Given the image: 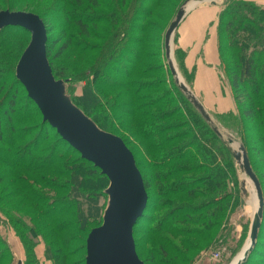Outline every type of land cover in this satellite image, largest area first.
<instances>
[{
  "label": "rangeland",
  "instance_id": "374dc122",
  "mask_svg": "<svg viewBox=\"0 0 264 264\" xmlns=\"http://www.w3.org/2000/svg\"><path fill=\"white\" fill-rule=\"evenodd\" d=\"M214 1L220 11L226 6L227 2H231L230 7L237 3L234 0ZM243 1L251 2V0ZM190 2H195L189 8L190 10L200 5H211L209 0L201 3H196L193 0H160L155 15L148 19L152 26L149 27L148 25L146 27L144 25L146 20L141 23V26L147 29L144 44L134 43V46L137 49L142 48L145 52L144 61L147 66L151 67L152 63L155 66L152 68L154 74L150 78L154 81L160 79L163 96L165 95L166 99L171 102L167 108L165 106L167 110H164L163 113L170 114L175 110L177 117L175 119L176 122L173 123L177 126H183L178 131L193 133L199 144L208 147L205 138L208 139L206 129L209 128L205 129L196 112L186 103L184 94L174 87L173 78L169 76L164 57L163 38L165 30L174 19L178 8ZM81 3V5H77L75 0H0V11L27 12L44 19L50 37L48 59L55 78L63 81L65 94L77 107L82 108L77 101L78 97L84 87L91 86L100 95V103L92 110L86 112V116L94 119L95 124L104 126V129L107 130L106 132L120 136L119 138L122 141L124 140L123 142L133 154L135 163L138 165L142 176L152 181V186L147 191L148 194L146 192L147 199L149 196L151 200H158V205H160L159 200L160 202L162 201L163 205L173 202L174 198L164 195L166 191L163 193V186L178 183L180 180L179 176L165 177L166 174H169V171L160 165L159 154L146 149V142H143L139 137V123L130 121L127 117V112L125 114L122 113L121 104H128L134 98L129 97L122 100V97L119 96L122 89H115L111 92L105 81L95 80L94 77L96 56L98 57L101 50L106 51L113 47L116 44V39L122 37L126 28L131 32L133 31L129 28L131 26L134 27L132 21L134 14L138 12V16H144L145 14L143 11L140 12L139 9L142 4L137 2V0H95V5L90 1L82 0ZM145 4L146 6L149 5L148 1ZM237 5L238 8H242V11L240 9L241 13H248L250 9L254 10L250 4ZM71 12H74L75 15L81 14L86 22H92L98 15L102 19L93 26L86 23L88 32L82 35L71 22L70 16H73L70 14ZM131 21L132 25L130 26ZM135 23L138 24L137 22ZM12 31L6 29L0 32V85H2L0 110L6 107L7 101H9L15 91L16 84L13 82V79L16 78L15 66L27 46L28 40H30L29 33ZM111 32L112 34H117L118 37L112 38V35L109 36ZM131 32H128L127 39L131 36H143L142 33L134 34ZM257 32L264 38V21L257 25ZM62 45L67 46L66 50L58 57H55ZM98 47L101 49L97 50ZM171 49L175 68H177L179 77L186 83L178 67V60H180L181 55L176 52L175 35L173 36ZM255 50L258 52V69L262 75L264 73V42L260 48ZM247 51L252 53L253 49L249 48ZM255 57H257L256 54ZM158 64H161L160 68H158ZM107 69L105 68L103 74L108 77L111 72ZM113 77L116 80L121 79L117 76ZM223 82L226 85L225 82L227 80L224 78ZM114 101L113 107L112 103ZM13 110L9 120L4 119V116L0 115L1 119H3L1 126L2 138L0 140V235L3 240L6 239L8 242L13 255L12 258L7 257L6 260L0 259V264H17L18 261L21 262L20 264H53L44 258L45 240L41 236H37V245L28 250L25 247L28 236L23 232L24 230L18 229L14 231L11 226L13 225L11 224V215L8 216L6 214L11 207L16 210L11 213L21 219L26 218V215L21 213V211L28 210V207L19 208L18 204L30 192L40 194L46 198L45 203H52L56 205L57 210L60 209L62 217L59 218V223L65 227L66 236L70 237L69 253L71 254L66 262L68 264H84L85 240L90 230L101 224L102 213L107 205L108 197L104 190L108 186V180L87 162L81 160L78 154L60 143L51 130L48 131L41 127V118L34 112L33 107L25 99L24 92H21L20 89L16 91ZM210 116L213 120L210 128L216 127L222 135V137H218L213 129L212 132L218 140H215V145L211 151L220 169H222L221 173H223L224 177L220 187L221 192H219V195L217 193L215 195V200H218L219 196L221 201L218 204L220 209L216 210V213H219V217L217 219L211 218L214 228L210 233V239L205 237L197 238L192 235L193 232L205 233V229L203 226L190 222H172L175 225L174 228L177 227V230H179H176L177 233L173 236L166 233L165 230L159 231L161 229L160 226H162L161 217L166 208L164 206L158 208L156 202H153V204L150 202L148 212L146 211L144 218L137 224L133 234L134 244L141 255V259H139L144 264H230L248 242L250 224L257 206L255 190L251 181L244 175L234 160L232 151L238 146L237 144L246 143L253 172L259 180L263 192L264 155L255 150L257 146L260 147L259 145H255V148H250L251 144L247 142L242 128L237 122L233 121L235 118L227 117L223 120L213 114ZM44 131L48 133L46 138L42 136ZM37 134L39 140L35 141L37 143L31 149L33 154L29 157L17 156L15 158L16 147H22L29 140L32 142L33 137ZM19 137L20 140L18 141ZM228 137L235 139L236 143H233L232 146L228 145L226 143V138ZM22 158L23 160H20ZM30 159L37 162L35 166L37 168H39L42 161L55 162L48 172L37 171L29 173L23 167L17 165L18 161L26 162L30 161ZM196 164L205 167V162L202 160L194 161L190 165L195 166ZM170 169L174 170L175 167H170ZM204 174L205 169L203 171L200 170L199 173H192L188 177L202 176ZM74 175H77L81 182L76 194L72 191ZM43 179L49 181V186L43 187L42 182H38ZM246 179L249 180L250 184L246 185ZM242 181L245 182V189L247 188L246 194L241 192ZM22 185H26L29 188L25 190ZM199 190L200 188H198ZM89 198H97L101 215L97 219L88 218L84 225H80L77 213L78 211L85 212L87 210L88 204L86 200ZM241 200L244 201L242 206L240 204ZM196 201L198 202L199 199ZM180 202H187L186 204L188 205V200L177 198V204ZM194 203H190L189 206L194 205ZM39 209L34 207L31 212L27 211L26 214H37ZM206 218L205 216V220ZM39 221L40 219H36L35 222ZM29 224L31 225V221ZM184 230L188 233L180 234ZM153 232L158 233L154 234ZM182 241H186L188 249H183ZM260 242L264 245V226L261 229ZM40 248L43 249V253H40ZM41 254H43V257ZM37 255L42 257V259L38 258ZM259 255H264L263 247L259 250ZM262 258L264 259V256Z\"/></svg>",
  "mask_w": 264,
  "mask_h": 264
},
{
  "label": "trees",
  "instance_id": "16d2710c",
  "mask_svg": "<svg viewBox=\"0 0 264 264\" xmlns=\"http://www.w3.org/2000/svg\"><path fill=\"white\" fill-rule=\"evenodd\" d=\"M87 1H90L93 5H95V0ZM147 1L149 5L146 6L145 3ZM75 2L77 5L82 4V0H75ZM137 2L142 4L143 8L139 7V9L140 12L143 11L145 13L144 16H138L139 12L135 13L132 17L134 27L131 26L132 21L130 24L131 27L129 26V29H132L133 31L131 32L128 30V28H126L125 33L122 34V37L116 39V44L113 47L106 51L101 50L98 57L96 56L94 77L95 80L105 81L106 85L109 87L108 89L111 92H113L115 89H122V91L119 93V96L122 97V100L123 98H134V100L132 102L130 101L128 104L124 103L126 105L121 104L122 113L125 114L127 112V117L130 119V121L133 123L137 121L139 123V137L143 142H146V149L153 151V153L159 154L160 165L163 168H167L169 171V174H166L165 177L170 178L173 176H179L180 180L178 183L165 185L166 188L163 186V193L166 191L164 195L174 198L176 203L173 201L163 205L162 201L160 202L159 200L160 205H158V200H151L148 196L143 214L138 219L136 225L133 228V234L137 224L142 220V218H144L146 211L148 212L149 203L152 202L153 204V202H156L158 208H161L162 206L166 208L161 217L162 226H160L161 229H159V231L165 230L166 233H169L171 236H173L176 235L177 231L179 230H177V227L174 228L175 225H173L172 222H190L192 224L203 226L205 229V233L193 232L192 235L196 236L197 238L205 237L206 239H210V233L214 228V224L211 223V218L217 219L219 217V213H216V210L220 209L218 204L221 201V197L219 196L218 200H215V195H219V192H221L220 187L222 186V181L224 179L223 173H221L222 169H220L217 161L215 160V156L211 151L215 145V140H218V138L212 132L213 129L210 128L211 125L200 116V114L193 108L186 97V103H188L191 109L196 112L199 119L204 124L205 129L209 128L206 129V132L208 133V139L205 138L208 143V147L199 144L193 133H189L188 131H178L183 126L174 125L173 122H176L175 119L177 117L175 110H173V112L170 114L163 113L164 110H167L166 108L169 104H171V102L166 99L165 95L163 96L164 93L162 92L160 79L154 81L150 78V76L154 74L152 72V68L155 66L153 63L151 67L147 66V63L144 61L145 52L142 48L137 49L134 46L135 44H144L145 33H147V29L141 26V23L146 20L144 25L146 27L148 25L149 27L152 26L150 25L151 23H149L150 21L148 19L155 15V11L160 0H137ZM234 2L237 3H234L232 7H230L231 2H227L226 6L220 11L218 15L217 47L221 72L227 80L228 86L230 88L235 111L219 117H221L223 120H225L227 117H230L231 119L235 118L233 121L235 123L237 122L240 128H242L243 133L246 135L247 142L251 144L250 148H255V145H259L260 147L257 146L255 150H258L264 155V73L261 75L258 69V52L255 50L256 48H260L264 42V38L260 33L257 32V25L264 21V9L249 1L234 0ZM237 4H241L242 6L250 4L254 10L250 9V12L248 13H241L240 9L242 11V8H238ZM70 14L73 15L70 16L72 19L71 22L76 26V28L79 30V33L82 35L87 34L88 32V25L86 23H89L93 26L97 23V21H101L102 19L98 15L92 20V22H86L85 19L82 18L81 14L75 15L74 12H71ZM40 19L43 21L46 28V54L48 59V50L50 47L48 44L50 40L48 35V27L44 19L42 17H40ZM6 29L13 30L12 32L21 31L24 33H29L23 28L11 26L3 28L1 31ZM128 32L134 34L142 33L143 36H131L127 39ZM109 36L112 38L118 37L117 34H112V32L109 34ZM66 48V45H62L55 57H58L60 54H62ZM249 48L253 49L252 53H248L247 50ZM99 49L101 48L98 47L97 50ZM176 52L181 55L179 58L180 60H178L179 70L181 71L184 78L189 82L190 77L186 75L184 71V52L178 48ZM255 54L257 57H255ZM48 62L51 67L49 59ZM160 65L161 64H158V68H160ZM105 68H108L107 70L111 72L108 77L104 76L103 74ZM166 69L168 70L169 76L173 78L168 67ZM113 76L120 77L121 79H113ZM13 82L16 84L15 91L13 92L9 101H7L6 107L0 110V115H3L4 119H10L14 111L13 109L16 91L17 89H20L21 92H24L25 99L33 107L34 112L41 118V127H44L45 130L48 131L51 130L53 135L60 143L65 145L69 150L78 154L81 160L87 162L93 169H96L100 173V170L94 167L91 162L81 158L80 154L70 147L57 134L54 128H52L47 122L42 121V115L39 112V109L34 104V102L28 98L27 93L21 83L16 78L13 79ZM172 83L175 88L179 89L174 80H172ZM100 84L102 83L100 82ZM1 91L2 85H0V93ZM77 101L82 108L79 106L78 107L85 115H87L86 112L92 110L100 103V95H98L91 86H86L82 89L81 95L78 97ZM114 103L115 101L112 103L113 107ZM2 120L3 119L0 117V140L2 138ZM91 120L96 123L94 119ZM96 125L100 129L107 131L104 129V126H99L98 124ZM47 135L48 133L44 131L42 136L46 138ZM17 140L19 141L20 137ZM38 140L37 134L33 137L32 142L29 140L22 147H16V152H14V154L16 153L15 158H17V156H31L33 154L31 149L35 147L34 145L37 143L35 141ZM242 144L245 147L247 157L249 159L246 143ZM20 160H23V158ZM200 160L205 162V167H202L199 164H196L195 166L190 165L192 162ZM250 161L251 160L249 159V162ZM54 162L55 161H42L39 168H37L35 167L37 162L30 159V161L26 162L18 161L17 165L23 167L25 171L29 173L37 171L48 172L52 165H54ZM189 162L190 164H188ZM136 166L138 168V165ZM173 166L175 169L169 170V168ZM204 169V175L188 177V175L196 172L199 173L200 170L203 171ZM100 175L102 174L100 173ZM142 179L147 192L152 186V181L144 178L143 176ZM38 182H42L44 185L43 187L49 186L48 180L43 179ZM72 182V191L74 194H76V190L81 183L80 178L77 175H74ZM22 188L27 190L29 187L22 185ZM198 188H200L199 191ZM262 194L264 200L263 191ZM177 198L188 200V205L186 204L187 202H180L177 204ZM197 199H199L198 202L196 201ZM45 202V197L41 196L40 194L30 192L27 193L22 201H20L18 204L19 208L23 206L28 207V210L21 211V213L26 215V218L21 219L17 215L11 213L12 211H16L11 207L8 209L6 214L8 216L11 215V224H13L11 226L13 227L14 231L18 229L24 230L23 232H25V234L28 236L27 241L25 242V247L28 250H31L37 245L38 241L36 237L41 236V238H43L46 243L44 258L51 261L53 264H68L66 260L71 254L69 253L70 237L66 236L65 227L59 223V218L62 217V213H60V209L57 210L56 205ZM86 202L88 204L87 210L85 212L78 211L77 213V217L81 223L80 225H84L88 218L97 219L100 218L101 215L97 198H89L86 200ZM192 202H195L194 205L189 206V204ZM34 207L40 208L37 214H26L27 211L31 212ZM12 214L14 215V218ZM205 216L207 217L206 220ZM36 219H40V221L36 223ZM263 220L264 206L255 245L248 254L247 258L241 264H264V259L262 258L264 255H259V250L262 247L264 248L263 243L260 242L261 229L264 226ZM30 221L31 225L29 224ZM157 233L158 232H155L154 234ZM187 233L188 232L185 230L180 232V234ZM34 237L36 241L35 239L33 240ZM181 245L183 249H188L186 241H182ZM135 250L138 257L141 259V255L138 252L136 246ZM84 253L86 254V240ZM7 257L12 258L13 255L8 242L6 239L3 240V237L0 235V259L6 260Z\"/></svg>",
  "mask_w": 264,
  "mask_h": 264
},
{
  "label": "water",
  "instance_id": "95a60500",
  "mask_svg": "<svg viewBox=\"0 0 264 264\" xmlns=\"http://www.w3.org/2000/svg\"><path fill=\"white\" fill-rule=\"evenodd\" d=\"M201 3L207 0H193ZM215 4V3H211ZM186 4L178 8L174 19L164 33L163 47L167 67L173 80L193 108L209 124L212 117L205 110L191 89L179 77L173 62L171 49L173 36L185 15ZM20 27L27 30L30 40L16 66L15 77L25 89L27 96L39 109L42 121L54 128L57 134L81 158L91 162L108 180L104 193L108 197L98 227L90 230L86 238L84 264H144L136 253L133 228L142 216L147 203V194L133 154L116 135L100 129L65 94L62 80L55 79L46 54V28L39 16L27 12L0 11V31L5 27ZM218 137H222L213 127ZM226 143H236L231 137ZM233 149L232 156L255 190L256 210L253 213L248 245L235 262L241 264L255 245L263 214V194L260 183L253 172L242 143ZM245 193V182H241ZM241 206L244 201L241 200ZM21 262L18 261L17 264Z\"/></svg>",
  "mask_w": 264,
  "mask_h": 264
},
{
  "label": "crops",
  "instance_id": "0c3cea01",
  "mask_svg": "<svg viewBox=\"0 0 264 264\" xmlns=\"http://www.w3.org/2000/svg\"><path fill=\"white\" fill-rule=\"evenodd\" d=\"M251 2L264 9V0ZM219 12L215 4L195 7L185 15L174 34L176 47L184 52L185 74L190 77L188 82L183 76L185 84L205 110L215 116L235 111L230 88L227 82L226 85L223 82L225 77L220 67L217 47ZM39 250L43 253V249Z\"/></svg>",
  "mask_w": 264,
  "mask_h": 264
},
{
  "label": "bare ground",
  "instance_id": "6f19581e",
  "mask_svg": "<svg viewBox=\"0 0 264 264\" xmlns=\"http://www.w3.org/2000/svg\"><path fill=\"white\" fill-rule=\"evenodd\" d=\"M211 3H215V1L214 0H209ZM195 4V2H190V3H188L186 6H185V8H186V10H188L190 7H192L193 5ZM236 146V145H235ZM237 147V146H236ZM235 147V148H236ZM249 180H247L246 179V185H248V182ZM250 184V183H249ZM251 186V185H250ZM246 187V186H245ZM247 189V188H246ZM243 194H246V192L245 193H243ZM251 204V203H250ZM254 204H255V202H254ZM248 243L249 242H247L246 243V245H245V247L241 250V252L238 254V256L230 263V264H235V262L242 256V254H243V250L247 247V245H248Z\"/></svg>",
  "mask_w": 264,
  "mask_h": 264
}]
</instances>
